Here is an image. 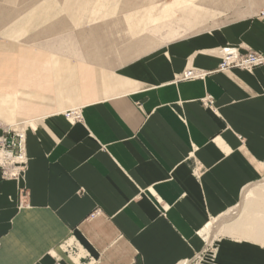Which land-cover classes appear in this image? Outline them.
I'll list each match as a JSON object with an SVG mask.
<instances>
[{"label":"crops","instance_id":"obj_1","mask_svg":"<svg viewBox=\"0 0 264 264\" xmlns=\"http://www.w3.org/2000/svg\"><path fill=\"white\" fill-rule=\"evenodd\" d=\"M61 1L0 29V124L27 157L19 179L0 174V264H179L208 242L207 264H264V65L218 70L217 52L264 55L263 13L162 43L146 8L125 16L132 33L69 34L40 58L21 40L34 26L117 8ZM187 68L210 73L177 81Z\"/></svg>","mask_w":264,"mask_h":264},{"label":"rangeland","instance_id":"obj_2","mask_svg":"<svg viewBox=\"0 0 264 264\" xmlns=\"http://www.w3.org/2000/svg\"><path fill=\"white\" fill-rule=\"evenodd\" d=\"M4 1L5 0H0V29L10 26L14 21H16L21 16H24L32 7H34V4L36 2H39L41 0H16L15 6L13 4H7ZM116 1L117 8L115 14L111 18L89 24L86 23V21L77 20L73 14L68 15L67 13H62L48 21L46 24L34 26L33 29H30L25 35H23L21 40L22 42L29 44L27 45L29 46L27 47L29 50H35V53H38V55H43L40 58H47L50 55L48 50H67L69 44L67 38L69 37V34L72 35L77 34L78 32H85L86 35H90V33H93L94 28H104L105 26H107L108 28V25H110L111 23H122L125 25L127 32H134L135 30L133 28V24L128 23L125 19V16L133 12L143 11L146 8L149 9V17L151 18L152 24L148 25V27L145 28L144 33L152 38H159L162 43H167L174 39L189 36L197 32L220 26L222 24L233 22L235 20L253 17L260 13H263L264 15V0ZM58 2L62 1L58 0ZM102 2L107 1L102 0ZM52 10L54 11V13L62 12V9L60 7H56ZM73 23L75 24L73 25ZM63 37H65L66 40H63ZM74 43L76 44V42ZM229 47L237 49L241 55L249 53L260 55L250 51L247 48L231 46ZM240 48L244 51L240 52ZM62 53L63 51H61V54L59 53L60 56L62 55ZM221 62L222 60L220 57L219 67L221 65ZM186 70L193 71V73H204L205 77L200 78L199 76H191L188 78H183L182 76L186 72ZM186 70L176 78L177 81L204 80L210 73L206 71L194 70L191 68H187ZM42 75H45V72L43 70L37 74L38 79H40ZM1 91L4 92L5 89H2ZM205 98L206 97H204V99ZM204 99L202 100V104L203 106H206ZM3 127L7 126L0 124V129H3ZM8 131L9 134H5V131L3 130V137H13L12 135H14V132L17 133L15 130Z\"/></svg>","mask_w":264,"mask_h":264},{"label":"built area","instance_id":"obj_3","mask_svg":"<svg viewBox=\"0 0 264 264\" xmlns=\"http://www.w3.org/2000/svg\"><path fill=\"white\" fill-rule=\"evenodd\" d=\"M222 49L220 52L221 65L219 70H226L232 68H238L240 70H253L258 66L264 65V55H255L252 53L241 55L237 49L231 48ZM186 73V74H185ZM183 74L184 78L199 76L205 77L204 73H196L193 71H187ZM207 107H212V99L207 96L204 99ZM78 112L71 111L65 114V117L73 122L80 120ZM6 130L5 134H9ZM16 134V135H15ZM13 137H0V151L4 153L5 162L0 163V174L4 179H18L26 170V159L23 147L21 146L20 137L14 132ZM215 254V248L213 243H207L205 250L199 255H196L190 264H200L201 262H207L205 260H211Z\"/></svg>","mask_w":264,"mask_h":264},{"label":"bare ground","instance_id":"obj_4","mask_svg":"<svg viewBox=\"0 0 264 264\" xmlns=\"http://www.w3.org/2000/svg\"><path fill=\"white\" fill-rule=\"evenodd\" d=\"M226 48H229V50H232L230 47H226ZM222 49H225V48H221V49H218V54H220V52L222 51ZM262 66V65H261ZM258 67H260V66H258ZM257 68V67H256ZM187 71H189V70H186V72ZM186 74V73H185ZM185 76V75H184ZM184 76H182L183 78H184ZM72 111H76V112H78V114L77 115H79V117H80V113H79V111H78V109H74V110H72ZM71 112V111H70ZM67 113H69V111L68 112H65V113H63L64 115L65 114H67ZM80 119H81V117H80ZM69 120V119H68ZM69 121H71V122H73L72 120H69ZM78 121H80V120H78ZM75 122H77V121H75ZM2 130H4V131H6V130H15V129H11V127H3V129ZM16 131V130H15ZM17 132V134H18V136L20 137V143H21V146L23 147L22 149H24L23 151H24V153H25V137H24V133L22 132V131H16ZM0 137H3V135H0ZM25 159H26V153H25ZM5 160V157H4V153L2 152V151H0V163H2V162H5L4 161ZM26 161H27V159H26ZM233 214V213H232ZM232 214H229V215H226L225 217H224V220L223 221H227V220H229L230 218L232 219L233 218V215ZM220 224V222L218 221L217 223H216V225L218 226ZM215 248V247H214ZM205 250V246L203 247V249L199 252V253H197L196 255H199L202 251H204ZM196 255H194L193 256V258L196 256ZM214 257V256H213ZM193 258L191 259V260H189V261H185V262H183V263H179V264H190V262L193 260ZM212 259V258H211ZM205 261H207V263L209 262V260L207 259V260H205ZM200 264H206V262H201Z\"/></svg>","mask_w":264,"mask_h":264}]
</instances>
